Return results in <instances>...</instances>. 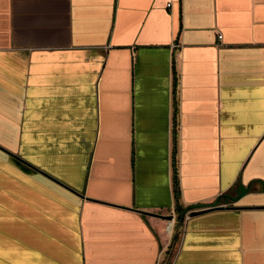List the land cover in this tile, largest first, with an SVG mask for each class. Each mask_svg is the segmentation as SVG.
I'll list each match as a JSON object with an SVG mask.
<instances>
[{"label":"crops","instance_id":"0c3cea01","mask_svg":"<svg viewBox=\"0 0 264 264\" xmlns=\"http://www.w3.org/2000/svg\"><path fill=\"white\" fill-rule=\"evenodd\" d=\"M0 264H264V0H0Z\"/></svg>","mask_w":264,"mask_h":264},{"label":"water","instance_id":"95a60500","mask_svg":"<svg viewBox=\"0 0 264 264\" xmlns=\"http://www.w3.org/2000/svg\"><path fill=\"white\" fill-rule=\"evenodd\" d=\"M225 209H234V208L230 207V206L229 207L224 206V207H213V208L205 209V210H202V211H190V212L186 213V217L190 218V217L198 216V215L206 213V212L225 210ZM158 217L160 219L168 221V222H171L174 219V217L172 215H170V216H158Z\"/></svg>","mask_w":264,"mask_h":264},{"label":"trees","instance_id":"16d2710c","mask_svg":"<svg viewBox=\"0 0 264 264\" xmlns=\"http://www.w3.org/2000/svg\"><path fill=\"white\" fill-rule=\"evenodd\" d=\"M186 211L187 210H184L181 207H179L178 205H176L175 212L177 214V223H178V226L183 224L184 217L186 215ZM175 241H177V234H174L173 235V238H172V243L175 242Z\"/></svg>","mask_w":264,"mask_h":264},{"label":"rangeland","instance_id":"374dc122","mask_svg":"<svg viewBox=\"0 0 264 264\" xmlns=\"http://www.w3.org/2000/svg\"><path fill=\"white\" fill-rule=\"evenodd\" d=\"M180 228H178V223H177V220L176 222L174 223V228H173V232H172V236L174 235L175 232H177L178 234H180Z\"/></svg>","mask_w":264,"mask_h":264},{"label":"built area","instance_id":"2783aa9c","mask_svg":"<svg viewBox=\"0 0 264 264\" xmlns=\"http://www.w3.org/2000/svg\"><path fill=\"white\" fill-rule=\"evenodd\" d=\"M218 39H221V37L219 36ZM177 47H178L177 45H174L172 48L177 49ZM186 218H187V217H186V215H185L184 219H186Z\"/></svg>","mask_w":264,"mask_h":264},{"label":"bare ground","instance_id":"6f19581e","mask_svg":"<svg viewBox=\"0 0 264 264\" xmlns=\"http://www.w3.org/2000/svg\"><path fill=\"white\" fill-rule=\"evenodd\" d=\"M171 226V225H170Z\"/></svg>","mask_w":264,"mask_h":264}]
</instances>
